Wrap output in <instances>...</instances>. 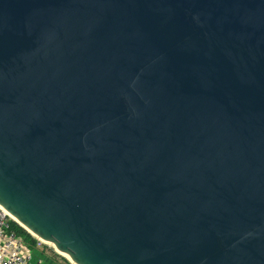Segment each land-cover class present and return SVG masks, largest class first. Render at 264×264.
<instances>
[{"label":"water","instance_id":"water-1","mask_svg":"<svg viewBox=\"0 0 264 264\" xmlns=\"http://www.w3.org/2000/svg\"><path fill=\"white\" fill-rule=\"evenodd\" d=\"M0 206L71 264H264V0H0Z\"/></svg>","mask_w":264,"mask_h":264},{"label":"built area","instance_id":"built-area-1","mask_svg":"<svg viewBox=\"0 0 264 264\" xmlns=\"http://www.w3.org/2000/svg\"><path fill=\"white\" fill-rule=\"evenodd\" d=\"M12 221V216L0 206V264H34L31 249L13 230Z\"/></svg>","mask_w":264,"mask_h":264},{"label":"trees","instance_id":"trees-1","mask_svg":"<svg viewBox=\"0 0 264 264\" xmlns=\"http://www.w3.org/2000/svg\"><path fill=\"white\" fill-rule=\"evenodd\" d=\"M11 226L13 230L17 233V235L22 237V239L31 249L33 253V263L34 264L39 261H41L42 264H51L50 261L55 262L54 260L58 261L57 262L58 264H70L66 258L55 253L52 249L45 248L46 250L40 251V249L44 247H40L38 240L32 237L31 234H29L26 230H24L14 221L11 222Z\"/></svg>","mask_w":264,"mask_h":264},{"label":"rangeland","instance_id":"rangeland-1","mask_svg":"<svg viewBox=\"0 0 264 264\" xmlns=\"http://www.w3.org/2000/svg\"><path fill=\"white\" fill-rule=\"evenodd\" d=\"M33 237V236H32ZM35 238V237H34ZM36 239V238H35ZM38 240V239H37ZM38 242H39V245H40V247H44V248H41L40 249V251H44V250H46V249H52L54 252H55V250H54V248H53V246L51 245V244H45V243H43L42 241H39L38 240ZM46 248V249H45ZM56 253V252H55Z\"/></svg>","mask_w":264,"mask_h":264},{"label":"crops","instance_id":"crops-1","mask_svg":"<svg viewBox=\"0 0 264 264\" xmlns=\"http://www.w3.org/2000/svg\"><path fill=\"white\" fill-rule=\"evenodd\" d=\"M62 257H63V256H62ZM54 261H55V262L50 261V263H51V264H58V263H57L58 261H56V260H54Z\"/></svg>","mask_w":264,"mask_h":264},{"label":"bare ground","instance_id":"bare-ground-1","mask_svg":"<svg viewBox=\"0 0 264 264\" xmlns=\"http://www.w3.org/2000/svg\"><path fill=\"white\" fill-rule=\"evenodd\" d=\"M13 218V217H12ZM14 219V218H13ZM52 245V244H51ZM53 246V245H52ZM67 259H69V257L67 255H64Z\"/></svg>","mask_w":264,"mask_h":264}]
</instances>
